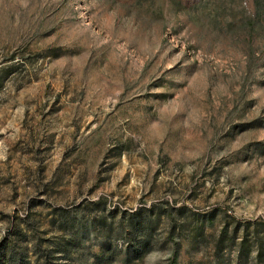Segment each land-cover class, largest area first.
Masks as SVG:
<instances>
[{
	"label": "rangeland",
	"instance_id": "1",
	"mask_svg": "<svg viewBox=\"0 0 264 264\" xmlns=\"http://www.w3.org/2000/svg\"><path fill=\"white\" fill-rule=\"evenodd\" d=\"M0 0V264H264V0Z\"/></svg>",
	"mask_w": 264,
	"mask_h": 264
},
{
	"label": "trees",
	"instance_id": "2",
	"mask_svg": "<svg viewBox=\"0 0 264 264\" xmlns=\"http://www.w3.org/2000/svg\"><path fill=\"white\" fill-rule=\"evenodd\" d=\"M257 3H258V1L256 0V2H255V5H256V6H258V4H257ZM0 257H1V253H0Z\"/></svg>",
	"mask_w": 264,
	"mask_h": 264
}]
</instances>
